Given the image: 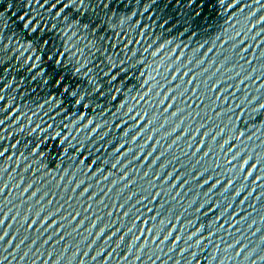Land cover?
Here are the masks:
<instances>
[{
	"label": "water",
	"instance_id": "1",
	"mask_svg": "<svg viewBox=\"0 0 264 264\" xmlns=\"http://www.w3.org/2000/svg\"><path fill=\"white\" fill-rule=\"evenodd\" d=\"M52 2L0 0V264H264V0Z\"/></svg>",
	"mask_w": 264,
	"mask_h": 264
},
{
	"label": "snow or ice",
	"instance_id": "2",
	"mask_svg": "<svg viewBox=\"0 0 264 264\" xmlns=\"http://www.w3.org/2000/svg\"><path fill=\"white\" fill-rule=\"evenodd\" d=\"M45 2H47V0H45ZM79 2L82 4L83 0H79ZM28 3H29V0H22V3H21L22 12L18 14V19L23 29H30L33 33H37L40 31V28L33 27V25L36 24V20L34 18H30V12L23 11L24 5ZM76 3H77V0H70V2H66V0H53L50 7L53 9H57V14H59L60 12H64L65 9H71V7L74 6ZM40 43L42 45H47L49 41L46 39H41ZM56 55L60 56V55H63V53L57 52ZM29 59H38V57H29ZM49 59H52V57H49ZM57 63H60V61L57 60ZM77 71H79V69H77ZM3 123L4 121L0 120V124H3ZM0 155H3V153H0Z\"/></svg>",
	"mask_w": 264,
	"mask_h": 264
}]
</instances>
